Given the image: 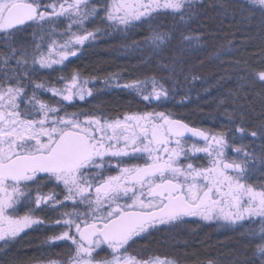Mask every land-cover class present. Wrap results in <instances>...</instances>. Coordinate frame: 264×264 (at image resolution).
Returning <instances> with one entry per match:
<instances>
[{
	"label": "snow or ice",
	"instance_id": "obj_1",
	"mask_svg": "<svg viewBox=\"0 0 264 264\" xmlns=\"http://www.w3.org/2000/svg\"><path fill=\"white\" fill-rule=\"evenodd\" d=\"M194 2L0 0V35L7 40L16 32L33 26L42 29L66 18L69 23L61 39L51 40L48 54L32 60L40 69H52L103 34L85 27L101 12V22L120 31L152 20L161 10L181 13ZM246 7L264 15V0H246ZM169 39L165 33L154 32L146 42L159 51ZM199 39L182 37L189 43ZM258 64L261 67L251 75L264 84V54ZM80 75L74 71L59 77L63 87L37 83L31 95L19 79L15 84L0 80V241L8 244L29 230L60 227L63 231L49 238V246L66 243L70 255L67 261L50 264H174L159 256L138 259L128 250L137 238L188 217L229 225L248 221L259 225L258 232L253 228L249 235L258 239L256 250L264 264V187L257 190L246 182L247 146H232L229 139H235L233 133L246 135L245 127L206 130L157 110L164 108L170 93L155 77L122 86L135 90L146 105L155 104L151 111L137 110L123 118L69 113L68 105L93 95L88 85L94 81L81 80ZM38 90L59 97L56 106L40 100ZM227 119L229 124L236 123L233 115ZM257 135L251 132L253 138ZM229 149L239 159H229ZM48 185L52 190L44 193ZM69 202L72 211L62 212L55 224L36 215L44 209L67 208ZM105 251L107 258L96 260Z\"/></svg>",
	"mask_w": 264,
	"mask_h": 264
},
{
	"label": "trees",
	"instance_id": "obj_2",
	"mask_svg": "<svg viewBox=\"0 0 264 264\" xmlns=\"http://www.w3.org/2000/svg\"><path fill=\"white\" fill-rule=\"evenodd\" d=\"M90 26L88 31L100 29L103 34L86 42L64 65L40 69L31 59L37 53L29 52V94L37 83L58 87L59 77L79 71L80 77L94 83H90L93 95L75 103L77 111L114 117L128 110L138 95L123 88L124 84L155 77L168 89L174 107L194 122L217 118V113L261 120L264 84L251 73L261 67L258 60L264 54V15L248 11L246 0H195L181 13L161 10L152 20L126 30L110 28L97 17ZM31 31L38 30L31 27ZM154 32L170 37L159 51L146 42ZM184 36L200 39L189 43L182 41ZM41 40L48 39L30 37L28 48L35 49ZM36 94L47 95V91ZM232 239H216L189 221L152 231L142 239L141 249L145 255L169 254L183 264H202L204 258L216 254L221 264H245V248L228 244ZM23 255L21 247L13 253L18 259Z\"/></svg>",
	"mask_w": 264,
	"mask_h": 264
},
{
	"label": "flooded vegetation",
	"instance_id": "obj_3",
	"mask_svg": "<svg viewBox=\"0 0 264 264\" xmlns=\"http://www.w3.org/2000/svg\"><path fill=\"white\" fill-rule=\"evenodd\" d=\"M44 2L52 3L53 0H44ZM97 2L98 0H92L93 4ZM99 2L111 3V0H99ZM103 14L104 13L101 12L100 16H102ZM68 23L69 22L66 18L60 17L56 19L54 23L45 25L42 29L33 26L38 31L30 32V28H27L26 30L16 32L14 37H10L7 40L4 39L3 35H0V80L9 79L11 80L12 84H15L19 79L24 85H26V78L28 76L27 63L29 61V52L33 51V53H37V56L35 57L38 59L40 53H43L46 50L29 49V38L37 37L43 39L47 38L51 40L61 39L60 33H62L68 27ZM90 25L91 21H88L85 25L87 31L91 27ZM31 59L33 60V57ZM36 65L39 68V65ZM54 66L59 67L61 65ZM58 83L59 85L63 84L60 82ZM37 96L40 100L50 104L51 106H56V102L59 100V97H52L49 95ZM128 107V110L114 117L97 112L91 113H94L97 116L103 115L110 118H123L124 115H131L133 113H136L137 110H139V112L151 111L153 108H156V105H146V103L142 100V97L137 95V97L132 100V103H130ZM157 110H165L167 112H171L173 117L181 118L190 125L201 127L206 130L210 129L213 131H217L221 130L224 125H228V127L234 128L237 125L242 124L245 127L246 135L241 137L238 133H233L232 135L235 137V139L233 140L232 137H229V139L232 140V146H247L246 151L250 154V159L248 162L249 170L246 182L254 185L257 190H260L261 187H264V113L259 114L261 120H257L255 122L247 119H241L235 113H217V118H202L199 121L194 122L183 113L179 112L176 107H174L171 97H169L168 102L163 109ZM66 111L69 113L76 112V104L68 105L66 107ZM229 115L234 116L236 121L235 124L228 123L227 118ZM81 119H83V117H81ZM223 130L226 131L227 129L224 128ZM253 131L258 133L255 138L251 136V132ZM189 139L191 140L192 138L189 137ZM228 158L239 159L236 154L233 153L230 149L228 150ZM134 162L135 161H131V163ZM200 162V160L196 161V163ZM111 174H115V172H112ZM50 190H52V185H48L47 187L42 189L44 193H48ZM56 191L59 192V189H56ZM33 195H35V193ZM65 211H72L71 202H69V206L67 208H61L56 211L44 209L40 212H37L36 215L44 218L49 224H55L56 219H58L60 217V214ZM21 214H23V209H21ZM189 221L197 222L203 231H206L210 236L216 239L223 237L233 238L228 242V244L245 248V256L242 259L245 264H261V254L256 250V243H258L259 241L257 238H252L249 235L250 229L255 228L258 232V224H252L248 221H242L235 225H229L223 221H203L198 217L185 218L184 222L182 223ZM167 227L169 226H163L161 228ZM61 231H63V229L60 227L39 228L27 231L26 234L21 235L18 239L9 242L8 244L0 241V264H50V261H67L70 255V251L66 243H58L49 246V244L51 243L49 238L54 235H59ZM147 235L149 234H146L142 238L136 239L135 243H133L128 250L130 255L136 256L138 259H147L149 257L159 256L161 258L172 260L176 264H183L173 260V258L169 254L153 253L145 255L144 253H142V239H144V237H146ZM20 247L23 250L24 255L19 259L14 258L13 253ZM105 258H107L106 251L100 252L96 256V260H103ZM210 261L212 262V264H221V258L217 254L212 255L208 258H204L202 260V264H209Z\"/></svg>",
	"mask_w": 264,
	"mask_h": 264
},
{
	"label": "rangeland",
	"instance_id": "obj_4",
	"mask_svg": "<svg viewBox=\"0 0 264 264\" xmlns=\"http://www.w3.org/2000/svg\"><path fill=\"white\" fill-rule=\"evenodd\" d=\"M117 2H119V0H117ZM127 2H132V0H127ZM161 2H163V0H161ZM103 16H104V14L102 15V16H98L97 18L100 20V22L102 21V18H103ZM92 20V19H91ZM90 20V21H91ZM102 23V22H101ZM104 23L106 24H108L109 22H107V21H104ZM120 27H123V26H120ZM89 30V29H88ZM50 43H51V39L49 40H41V41H39V42H36V46H35V49H46L44 52H43V54L44 55H47L48 54V52H47V49H48V47H49V45H50ZM55 51V50H54ZM41 54V53H40ZM73 58H71L70 60H72ZM69 60V61H70ZM69 61H66L65 62V64L67 63V62H69ZM80 79L81 80H85V78H83V77H80ZM86 80H88V79H86ZM134 83V82H133ZM131 84V83H130ZM57 87V86H56ZM58 87H63V84H60ZM88 87L90 88V84L88 85ZM149 92H151V90H152V88H151V84H149L148 85V89H147ZM133 91H135V90H133ZM136 92V91H135ZM47 95H49V96H51V94L49 93V92H47ZM77 101H79V100H77ZM174 264H176V263H174Z\"/></svg>",
	"mask_w": 264,
	"mask_h": 264
}]
</instances>
